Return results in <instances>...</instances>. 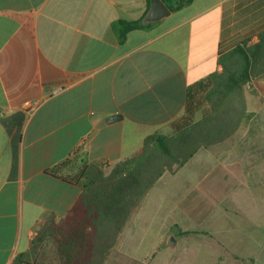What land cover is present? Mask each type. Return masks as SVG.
Masks as SVG:
<instances>
[{
	"label": "crops",
	"instance_id": "1",
	"mask_svg": "<svg viewBox=\"0 0 264 264\" xmlns=\"http://www.w3.org/2000/svg\"><path fill=\"white\" fill-rule=\"evenodd\" d=\"M148 9V0H0V264H64L54 240L33 241L76 208L82 180L70 178L173 134L190 87L222 71V51L264 34V0H192L157 19ZM120 19L149 26L120 40ZM245 89L240 127L158 182L175 189L176 222L166 227L185 249L211 238L218 251L243 247L264 264V60ZM221 171L233 174L224 203ZM195 212L201 226H179Z\"/></svg>",
	"mask_w": 264,
	"mask_h": 264
},
{
	"label": "trees",
	"instance_id": "2",
	"mask_svg": "<svg viewBox=\"0 0 264 264\" xmlns=\"http://www.w3.org/2000/svg\"><path fill=\"white\" fill-rule=\"evenodd\" d=\"M148 1L149 13L154 0ZM163 1L175 11L192 0ZM148 26L143 19H120L115 29L123 40L130 31ZM262 60L264 34L255 45L246 40L222 51V71L190 87L186 115L172 123L173 134L149 136L139 155L117 163L110 173L104 167L84 165L70 178L82 180L76 208L61 222H49L33 242L54 240L64 264H105L132 213L164 173L178 170L201 147L224 140L249 116L245 88ZM201 108L203 115L196 120Z\"/></svg>",
	"mask_w": 264,
	"mask_h": 264
},
{
	"label": "rangeland",
	"instance_id": "3",
	"mask_svg": "<svg viewBox=\"0 0 264 264\" xmlns=\"http://www.w3.org/2000/svg\"><path fill=\"white\" fill-rule=\"evenodd\" d=\"M112 168H105L106 173H110ZM218 172H212L210 182L214 181L213 176L215 175L217 183ZM231 176H233L232 173L221 171L219 178L221 186L216 188L215 193L216 199L222 203L226 201V185ZM161 182L162 180L157 183L142 201L140 207L133 212L120 234L118 245L106 264H112L110 260L113 257H116L115 264H215L216 261L220 264H254V260L243 250V247L234 253L223 251L222 248L218 251V246H215L213 239L208 238L209 243H206L200 241L203 237L195 236L197 242L200 243L194 242L187 250L183 245L182 235L169 236L167 232L170 231L167 227L176 222L172 216V209L177 197L174 196V188L167 187L165 184L161 186ZM189 214L186 213L184 216L181 214L177 220L179 226L190 229L201 226L196 212L191 216H188ZM229 224L230 222H227L225 226ZM172 236L176 237L175 242L171 240ZM35 241L34 245L53 244L51 239L44 243ZM23 260L30 261L31 256L25 255Z\"/></svg>",
	"mask_w": 264,
	"mask_h": 264
},
{
	"label": "water",
	"instance_id": "4",
	"mask_svg": "<svg viewBox=\"0 0 264 264\" xmlns=\"http://www.w3.org/2000/svg\"><path fill=\"white\" fill-rule=\"evenodd\" d=\"M170 12L168 5L163 0H155L153 2L152 7L148 13V15L152 16V18H162L166 16ZM116 118V117H114ZM171 240L173 242L176 241V237L172 236Z\"/></svg>",
	"mask_w": 264,
	"mask_h": 264
}]
</instances>
